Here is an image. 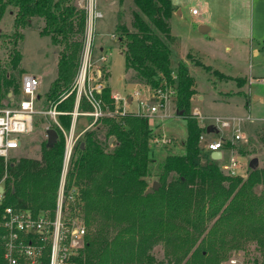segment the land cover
Segmentation results:
<instances>
[{"label":"trees","instance_id":"16d2710c","mask_svg":"<svg viewBox=\"0 0 264 264\" xmlns=\"http://www.w3.org/2000/svg\"><path fill=\"white\" fill-rule=\"evenodd\" d=\"M79 1L0 0V22L8 9L13 18L12 34L0 32V50L11 45L10 61L0 58V108L5 107L2 102L10 100V93L20 91L12 72L21 60L17 43L22 35L18 30L31 17H38L44 20L41 34L50 36L52 44L59 48L56 79L45 94L46 104L61 101L58 111L73 110L72 89L82 62L88 25V11L79 8ZM132 3L129 26L116 27L119 40L125 45L126 71L132 72L131 83L150 90L165 86L175 89L176 112L182 113L187 130L182 141L184 152L168 154L154 175L150 149L153 130L146 118L133 114L119 119L103 118L83 134L74 148L65 181L67 191L74 188L78 192L69 214L81 218L86 229L78 263L226 264L233 253H243L246 264H264V167H248L246 176L231 177L222 172L221 161H213L208 154L203 156L199 137L206 134L207 126L201 127L190 118L195 79L185 63H178L175 79L170 69L169 19L176 11L172 0ZM212 73L221 81H236L243 88L248 85L246 78ZM101 98L113 108L107 83ZM82 109L89 107L83 103ZM59 120L64 129L70 127L69 115L60 116ZM34 121L39 127L46 120L35 116L33 126ZM51 129L56 131L57 139L51 146L47 139L40 142L38 159L0 158V186L4 190L0 223L7 207L50 214L55 210L65 137L52 122L44 134ZM152 177V184L158 182L159 188L145 195ZM249 245L254 246L253 256ZM159 246L163 248L162 261L155 255ZM0 264H5L1 246Z\"/></svg>","mask_w":264,"mask_h":264},{"label":"rangeland","instance_id":"374dc122","mask_svg":"<svg viewBox=\"0 0 264 264\" xmlns=\"http://www.w3.org/2000/svg\"><path fill=\"white\" fill-rule=\"evenodd\" d=\"M92 2L94 16L97 14L101 16L91 18V25L89 23L86 30L85 47L87 44L90 45L91 75L99 70L103 75L102 83L109 84L112 94H119L122 97L131 96L138 90L145 94L151 91L147 86L131 83L133 75L132 72L126 71L123 58L125 45L120 42L116 31L118 24L129 26L132 0H92ZM172 3L176 11L169 19L172 51L170 69L175 74L178 63H185L195 79L196 95L192 99L190 118L195 119L192 117V112L198 109L204 118L243 119L235 126L244 135L238 142L233 141L232 129H221L213 125L218 132L205 134L204 141L202 144L199 143L203 156L211 154L204 149L207 143L224 140L228 142L225 148L231 149L244 166L240 171L241 176H246L249 162L253 158L258 159L257 168H263L264 0H172ZM78 6L87 9L88 0H80ZM192 9L197 10V16L191 15ZM12 22L13 18L8 9L0 22V32L11 35ZM43 26L42 18L31 17L24 27L18 30L22 35L17 43L21 60L19 66L12 70L19 88L22 78L26 75L36 76L39 79L37 95L41 99L37 106L40 111L49 107L46 104L45 94L56 79L59 53V48L52 44L50 36L41 34ZM201 26L207 27L209 32L202 34L199 31ZM232 38L245 40L246 46L243 42L236 41L228 44L229 39ZM226 45L231 47L229 54L225 53ZM8 48L0 50V58L4 62L10 61ZM202 65L208 67L210 71L205 70ZM213 71L229 77L245 76L249 84L243 88L236 81H221L214 76ZM252 95L261 97V100L253 101ZM8 97L10 100L2 102L5 107L0 110L15 107L21 99V89L19 93H10ZM176 97L173 95L166 104L165 113L169 116L162 120L154 119L149 124L154 134L153 140L150 141L154 175L159 164L168 154L184 152L182 141L186 137V123L176 112ZM149 99L148 97L147 101L151 104ZM126 109L131 112L138 111L135 102ZM147 109L149 110V106ZM39 116L45 117V124L37 127L34 121L31 133L25 136L19 150L10 153V158H39V144L43 139H47L43 130L51 123L49 117L37 115ZM197 122L200 124V121ZM91 123L92 118L78 117L75 124L76 135L87 130ZM202 124L209 126L213 123L204 120ZM163 138L168 140L167 144L159 141ZM224 153L226 155L225 151ZM201 162H205V159L202 158ZM154 178L149 180V188ZM65 208L67 215L70 207L65 206ZM78 219L79 224L85 227L82 219ZM253 249L254 246L249 245L250 256L254 254ZM155 255L159 261H162L163 248L160 246L155 248ZM245 259L243 253H233L226 264H246Z\"/></svg>","mask_w":264,"mask_h":264},{"label":"built area","instance_id":"2783aa9c","mask_svg":"<svg viewBox=\"0 0 264 264\" xmlns=\"http://www.w3.org/2000/svg\"><path fill=\"white\" fill-rule=\"evenodd\" d=\"M94 5L92 0H88V21L94 16ZM195 9L191 10V15H197ZM91 25V23H90ZM101 72L96 70L91 75L90 45L87 44L83 53L82 62L76 75L73 89L75 92L74 108L70 113L60 112L56 109L57 102L49 106L44 111L38 109L39 79L36 76L26 75L21 81V99L13 108L0 110V158L7 159L11 152L19 150L23 143V138L31 133L33 120L37 115H45L50 118L64 134L65 148L62 159V171L57 192L56 208L52 214L48 211L35 213L31 209L7 207L4 209L0 228V246L3 251L5 264H80L77 259L80 251L84 247L86 229L79 224V219L72 214H65V206L74 205L78 192L76 189L66 190V175L73 156L74 148L81 140L83 134L102 120L103 118L119 119L133 114L144 117L149 124L154 119H164L169 115L165 113L166 104L170 102L176 91L172 86L160 87L156 90L136 91L129 98L111 93L113 108L106 106L101 98L104 84L101 81ZM175 79V74H173ZM143 95V99H142ZM150 98L151 104L147 98ZM63 100V99H62ZM136 103L137 112L126 109L128 105ZM85 103L88 110L82 109ZM149 106V110L147 109ZM69 115L71 117L70 127L66 130L60 123L59 117ZM78 117H90L92 123L90 127L76 135L75 124ZM192 117L200 121L201 127H206L202 122L209 120L221 129H232L234 142L243 139L244 135L239 132L237 123L243 119L232 118L221 119L220 117L204 118L198 109H194ZM205 133L199 137V143L204 141ZM264 139V135L262 136ZM153 140V139H152ZM162 144H167V139L159 140ZM228 142L224 140L209 142L204 149L210 153L220 151L221 170L231 177L241 176L240 171L244 167L233 151L225 148ZM226 152V155L224 153ZM3 201V194L0 193V206ZM75 213V211H74ZM70 215V216H69Z\"/></svg>","mask_w":264,"mask_h":264},{"label":"water","instance_id":"95a60500","mask_svg":"<svg viewBox=\"0 0 264 264\" xmlns=\"http://www.w3.org/2000/svg\"><path fill=\"white\" fill-rule=\"evenodd\" d=\"M199 31L204 34V33H207L208 31V28L207 27H204V26H201L199 27ZM178 115H182V113H178ZM212 132H218L216 130V128L213 126V125H209L206 127V134H210ZM46 136H47V145L48 146H51L55 143L56 139H57V133L55 130H48L46 132ZM81 146H83V144H81ZM210 158L213 160V161H220L221 158H222V153L220 151H217V152H212L210 154ZM258 166V159L257 158H253L250 160L249 162V168L251 169H254ZM159 188V183L158 182H154L151 186V188H148L145 192V195H148V194H151L153 192H155L156 190H158ZM0 193L3 194L4 193V190H3V187L0 186Z\"/></svg>","mask_w":264,"mask_h":264},{"label":"crops","instance_id":"0c3cea01","mask_svg":"<svg viewBox=\"0 0 264 264\" xmlns=\"http://www.w3.org/2000/svg\"><path fill=\"white\" fill-rule=\"evenodd\" d=\"M93 3V2H92ZM198 15V14H197ZM197 15H194V16H197ZM88 25H89V21H88ZM88 25H87V27H88ZM209 32V29H208V31H207V33ZM243 42V45L244 46H246V43H245V40H239L238 38L236 39V38H232V39H229V43L228 44H230L231 42ZM264 44V43H263ZM263 44H261V45H263ZM261 49V48H260ZM259 49V50H260ZM224 50H225V53L226 54H229L230 52H231V47H230V45H226L225 47H224ZM254 54V53H253ZM225 55V54H224ZM227 66H230L229 64H227ZM102 76V75H101ZM238 78H245V76H241V75H238L237 76ZM237 77H232V78H237ZM252 80V79H251ZM250 80V81H251ZM248 84H249V82H248ZM134 85V84H133ZM112 93V92H111ZM130 97V95H128V98ZM252 99H253V101H257V100H261V97H258V96H256V95H252ZM133 104V103H132ZM129 111V110H128ZM90 118V117H89ZM92 129V128H91ZM88 130H90V129H88ZM87 130V131H88ZM86 131V130H85ZM76 132V131H75ZM84 132V131H83ZM25 138V137H24ZM24 138H23V141H24ZM23 144V143H22Z\"/></svg>","mask_w":264,"mask_h":264}]
</instances>
